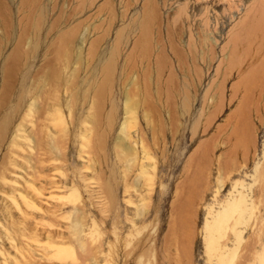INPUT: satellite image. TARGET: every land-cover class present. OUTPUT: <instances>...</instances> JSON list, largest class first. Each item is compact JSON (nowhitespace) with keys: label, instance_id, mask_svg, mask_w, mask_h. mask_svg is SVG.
Segmentation results:
<instances>
[{"label":"rangeland","instance_id":"1","mask_svg":"<svg viewBox=\"0 0 264 264\" xmlns=\"http://www.w3.org/2000/svg\"><path fill=\"white\" fill-rule=\"evenodd\" d=\"M263 71L262 0H0V264H264Z\"/></svg>","mask_w":264,"mask_h":264},{"label":"bare ground","instance_id":"2","mask_svg":"<svg viewBox=\"0 0 264 264\" xmlns=\"http://www.w3.org/2000/svg\"><path fill=\"white\" fill-rule=\"evenodd\" d=\"M262 3H264V0H262ZM249 16H250V15H249ZM249 16H248V17H249ZM252 16H253V15L251 14L250 17H252ZM252 22H253V21H251V23H252ZM253 23H254V22H253ZM249 25H251V26L254 27V25L250 24V22H249ZM247 28H248V27H247ZM249 28H251V27L249 26ZM249 28H248V29H249ZM243 30H244V29H243ZM253 30H254V29H253ZM253 30H252V31H253ZM246 31H247V32L245 33V35H246L247 33H249V37H250V35H251L250 32H251V31H250V32H248V30H246ZM254 31H255V30H254ZM244 32H245V31H244ZM251 33H252V32H251ZM247 36H248V35H247ZM247 36H246V37H247ZM246 37H245V40L247 41ZM249 37H248V38H249ZM253 40H255V39H253ZM253 40H252V42H254ZM252 44H253V43H252ZM249 45H250V44H249ZM249 45H248V46H249ZM262 45H263V44H262ZM250 47H251V45H250ZM252 47H253V46H252ZM253 48H254V47H253ZM260 48H262L261 43H259V44L256 46V53H258V52L260 53V51H261ZM259 50H260V51H259ZM263 72H264V71H263ZM263 72H262V73H263ZM250 75H251V74H250ZM252 75H253V74H252ZM261 75H262V74H261ZM249 77H250V76H249ZM246 78H247V77L244 76L242 80L245 79V82H246V81L248 80V78H247V80H246ZM260 79H261V78H260ZM241 82H242V81H241ZM243 82H244V81H243ZM243 82H242V83H243ZM261 83H262V79H261ZM243 84L245 85V84H247V83H243ZM262 84H263V83H262ZM262 84H261V85H262ZM241 86H242V85H241ZM245 86L247 87V85H245ZM262 86H264V85H262ZM262 86H261L260 90L262 89ZM246 87H245V88H246ZM236 89H237V88H236ZM245 90H246V92H247V89H245ZM262 90H263V89H262ZM262 90H261V91H262ZM259 93H260V94H259ZM259 93H258V94H259L258 97L261 95L262 92H259ZM72 94L74 95V93H72ZM245 95H246L245 98H247L248 95H247V94H245ZM245 95H244V96H245ZM263 95H264V94H263ZM70 96H71V95H70ZM260 97H261V96H260ZM25 98H26V97H25ZM73 98H74V96H72V101H73ZM262 98H263V97H262ZM243 99H244V98H243ZM260 99H261V98H260ZM244 100H245V99H244ZM257 100H259V98H258ZM72 101H71V102H72ZM260 102H261V101H260ZM72 103H73V102H72ZM126 103H127V104H126ZM126 103H125V104L128 105L130 102L128 103V101H126ZM244 103H247V101L245 100V102H243V104H244ZM58 104H59V103H58ZM129 105H131L130 107H132V108L134 107V106L132 105V103H130ZM129 105H128V106H129ZM244 105H245V104H244ZM128 106H126V108H127ZM126 108H125V109H126ZM132 108H131V110H135V108H133V109H132ZM244 108H245V110H246V106H245ZM70 109L72 110V114H73V108L71 107ZM127 109H128V108H127ZM127 109H126L125 114L128 112ZM129 110H130V109H129ZM131 110H130L129 112H134V111H131ZM245 110L243 109L242 111H245ZM101 112H102V111H101ZM129 112H128V113H129ZM58 113H59V112H58ZM111 113H113V112H112V111H110V113L108 112V114H109L110 116L113 115V114H111ZM134 113H135V112H134ZM63 114H64V113H63ZM63 114H62V115H63ZM72 114L69 113V116H68V117H72V116H71ZM100 115H101V114H100ZM129 115H130V114H129ZM125 116H126V115H125ZM131 116H132V115H131ZM100 117H101V116H100ZM108 118H109L110 120H108ZM125 118H126L125 121H128V120H129L128 118H130V116H129L128 118H127V116H126ZM125 118H124V119H125ZM63 119H64V116H63ZM68 119H69V118H68ZM70 119L72 120V118H70ZM100 119H101V118H100ZM104 121H105V120H104ZM107 121H109V122H108V125L110 126V129H111V125H112L113 118L111 119V118L108 116V117H107ZM123 121H124V120H123ZM123 121H122V122H123ZM64 122H65V120H64ZM69 122H70V121H69ZM100 122H101V120H100ZM110 122H111V123H110ZM71 123H72V122H71ZM101 123H102V122H101ZM113 123H114V122H113ZM19 125H20V124H19ZM19 125H18V127H17L16 130L19 129ZM106 125H107V124H106ZM108 125H107V126H108ZM122 125H125L124 122H123ZM126 125H128V124H126ZM126 125H125V126H126ZM65 126H66V124H65ZM120 126H121V125H120ZM125 126H124V129L126 130V132H128V131H129V129H128V128H129V127H128L129 125L127 126L128 128L126 127L128 130L125 128ZM121 127H122V126H121ZM121 127H120V128H121ZM67 128H68V126H67ZM105 129H106V128H105ZM108 129H109V128H108ZM110 129H109V130H110ZM122 129H123V127L121 128V130H122ZM99 130H100V129H99ZM121 130L118 131V132H120V133H117L118 136L121 135V132H122ZM21 131H22V129H21ZM101 131H103V129H102ZM105 131H106V130H105ZM123 131H124V130H123ZM17 132H18V131H17ZM17 132H16V133H17ZM103 132H104V131H103ZM103 132H101L100 135L103 134ZM243 132H244V131H243ZM107 133H108V132H107ZM110 133H111V131H110ZM123 133H124V132H123ZM123 133H122V134H123ZM237 133H238V131H237ZM244 133H245V132H244ZM17 134H18V133H17ZM17 134H15V136H16ZM67 134H68V133H67ZM95 134L98 135L97 133H95ZM124 134H125V133H124ZM127 134H128V133H127ZM240 134H241L243 137H246V136H244V135L242 134V132H241V133L239 132L237 135L240 136ZM246 134H247V132H246ZM246 134H245V135H246ZM18 135H19V134H18ZM64 135H65V134H64ZM106 135H107V134L104 132V136L107 138ZM128 135H129V134H128ZM118 136H117V137H118ZM121 136H122V135H121ZM125 136H126V135H125ZM239 136H238V137H239ZM67 137H68V136H67ZM97 137H99V136H97ZM101 137H103V136H101ZM15 138H16V137H15ZM119 138H120V136H119ZM119 138L116 139V140H117V141H116V144H117V145L115 144V146L113 145V147L116 148V146H118V143H117V142H119V141L122 142V143H125V142L122 141L123 137H122V139H120V140H119ZM239 138H240V137H239ZM239 138H238V139H239ZM67 139H68V138H67ZM100 139H101V138H100ZM102 139H103V138H102ZM104 139H105V138H104ZM131 139H132V138H131ZM131 139H129V137H128V140H131ZM97 140H99V139H97ZM106 140H108V139H106ZM118 140H119V141H118ZM242 140H243V139H242ZM103 141H105V140H103ZM125 141H126V140H125ZM99 142H101V140H99ZM129 142H130V141H129ZM129 142H128V143H129ZM104 143H105V142H103V144H102V142H101L100 144H101V145H104ZM122 143H119V144H122ZM65 144H66V143H65ZM100 144L98 143L99 146H101ZM106 144H107V143H106ZM129 144H130V143H129ZM60 146H61V145H60ZM99 146H98V147H99ZM119 147H120V146H119ZM122 147H126V146H123V144H122L121 149L123 150ZM100 148L102 149V146H101ZM117 148H118V147H117ZM119 149H120V148H119ZM126 149H127V150L125 151V153L127 152L128 154H129V153L132 154V153L134 152V151L131 152V150H132L133 148L130 149V146H129L130 151H129L128 147H126ZM66 150H67V149H66ZM133 150H134V149H133ZM48 151H49V149H48ZM118 151H121V150L116 149V152H117V153H118ZM128 151H129V152H128ZM65 152H66V151H65ZM65 152H64V153H65ZM98 152H100V151H98ZM114 152H115V151H114ZM116 152H115V153H116ZM62 153H63V152H62ZM117 153H116V155H117ZM105 154H106V153H105ZM136 154H137V153H136ZM64 155H66V154H64ZM120 155H122V154H120ZM145 155H147V154L145 153ZM62 156H63V155H62ZM122 156H123V155H122ZM133 156H134V155H133ZM133 156L131 155V157H133ZM193 156H194V155H193ZM103 157L105 158L104 155H103ZM147 157H148V155H147ZM67 158H68V157H67ZM118 158L121 159V160L123 159V158H120V157H118ZM118 158H117V159H118ZM136 158H137V157H136ZM136 158L134 157V160H137ZM62 159H64V158L62 157ZM104 161H105V159H104ZM103 163H104V162H103ZM105 163H106V162H105ZM213 164H214V163H213ZM101 168H102V167H101ZM152 169H156V168L153 166ZM155 171H156V170H155ZM152 172H153V171H152ZM106 173H107V172H106ZM102 175H103V174H102ZM154 177H155V176H154ZM152 179H153V178L151 177V180H152ZM67 181H68V180H67ZM63 182H65V181H63ZM153 185H154V184H153ZM181 185H183V184H182V183L179 184V186H181ZM148 186H149V185H148ZM150 186H151V185H150ZM182 187H183V186H182ZM151 188H152V187H151ZM179 189H180V188H179ZM219 189H220V188H219ZM177 190H178V189H177ZM149 191L151 192V189H150ZM147 192H148V191H147ZM179 192H181V189L179 190ZM180 196H181V195H180ZM180 196H179V194H178V197L180 198L179 201H181V197H180ZM144 197H145V195H144ZM147 197H148V196H147ZM147 197H145V198H147ZM145 198H144V199H145ZM149 198H151V197L149 196ZM149 198H147L148 200L146 199V202H145L146 205H145V206H148L147 202L150 204V202H149L150 199H149ZM196 198H198V196H197ZM196 198H195V199H196ZM176 200H178V198H177ZM196 200H197V199H196ZM150 201H151V200H150ZM179 201H178V204L181 205ZM65 202H66V201H65ZM176 202H177V201H176ZM176 202H173V203L176 204ZM178 204H176V205L180 208V206H179ZM233 204H239V203H237V202H236V203H229V204H228V208H226L225 211H224L223 213H218V214H220L219 216L222 215L223 217H225V216H226L225 214L227 213V216L231 217V215H230V214H231V213H230V210H231V206H232ZM172 205H173V204H172ZM176 205H175V206H176ZM175 206H174V207H175ZM177 206L175 207V210H173V208H171V211H172L173 213H174V211H176V210L179 211V210H182V209H183L182 207H181L182 209H177V208H178ZM182 206H183V204H182ZM189 208H190V209L192 208V209H191L190 211H189V209H188V210L186 209V212L191 213L192 210H193V207L190 205ZM144 210H145V209H144ZM182 211H183V210H182ZM182 211H180V212H177V211H176V212L179 213V214H181ZM193 211H194V210H193ZM138 213H139V212H138ZM140 213H142V212H140ZM140 213H139V214H140ZM170 213H171V212H170ZM173 213H171V214H173ZM142 214H143V213H142ZM175 214H176V213H175ZM175 214H174V215H175ZM192 214H194V213L192 212ZM192 214H190V216H191ZM181 215H182V214H181ZM181 215H180L179 217H181ZM176 216H177V215H176ZM188 216H189V214H188ZM191 217H192V216H191ZM170 219H171V218H170ZM182 219H183V218H182ZM189 219H191V220H189ZM187 220L192 222L193 217H192V218H190V217L186 218V222H187V223H186L185 221L181 220V222L183 221V222H185V223L187 224V225L184 224L185 227L187 226L186 228L190 227V229H191L193 226H192L191 223H188ZM214 220H216V218H215ZM171 221H172V219L169 221V223H170V225H169L170 228H172V227H171V224H172ZM175 221H176V223L179 222V221H177V220H175ZM176 223H175V224H176ZM74 224H75V226L77 227L78 222L76 221V223H74ZM189 224H190L191 226H190ZM211 224H212L211 222H206V224H205V228H206V230H208V232H209L210 234H212V225H211ZM184 225H181V226H184ZM188 225H189V226H188ZM172 226H173V225H172ZM173 227H174V230H173V228L170 229V230H172V232H173V231L176 232V231H175V229H176V228H175V225H174ZM176 227L178 228V225H177ZM188 229H189V228H188ZM192 229H193V228H192ZM168 230H169V229H168ZM177 230H178V229H177ZM179 230H180V229H179ZM204 230H205V229H204ZM181 231H184V230L181 229ZM191 231H192V230H191ZM192 232H193V231H192ZM176 234L178 235L177 232H176ZM182 234H183V232L180 234V235H181V238L184 237V236H183L184 234H183V235H182ZM167 235H169V234H167ZM167 235H166V237H168ZM180 235H179V236H180ZM182 236H183V237H182ZM190 236H191V234H190ZM187 237H189V236H188V235L185 236V240L187 239ZM190 238H192V237H190ZM204 238H205V241H204V242H205V243H204V244H205V246H204L205 248H204V250H205V253H206V254L212 256L213 253H214V251L216 252V251H220L221 249H223L221 246H220V247H218V246H214V245H213V241H214V240H213L211 237L207 236V237H204ZM176 240H177V238H176ZM182 240H183V239H180V241H179V237H178V242H177V243H178V247L182 246L183 249H181V248H180V249H181V250H185V251H181V252H185V253L187 254L189 251H187L186 246H187L189 243H191L192 239H189V240H188L189 243H187V245H184L185 242H184V240H183V241H182ZM181 242H182V243L184 242V243L182 244ZM179 243H181L182 245H180ZM192 244H193V242H192ZM192 244H191V245H192ZM183 245H184V246H183ZM172 246H173V245H172ZM189 246H190V244H189L187 247L189 248ZM213 246H214V247H213ZM177 249H179V248H177ZM180 249H179V250H180ZM190 249H192V246H190ZM175 251H176V250H175ZM186 251H187V252H186ZM191 251H192V250H191ZM191 251H190L189 253H192ZM55 252H56L57 255H61V254L64 252V249H62V248H57V249L55 250ZM178 253H180V252H178ZM218 254H220V253L217 252V255H218ZM188 255L191 257V254H187L186 257H188ZM180 256H182V254H180ZM183 257H184V256L179 257V259H181V258H183ZM184 258H185V257H184ZM186 259H187V258H186ZM183 260H184V259H183ZM190 260H191V258H189L188 263L190 262ZM180 261H182V260H180ZM177 262H179V261H177ZM182 262H183V261H182ZM185 262H186V260H185ZM191 262H192V260H191ZM191 262H190L189 264H191ZM155 263H156V262H155ZM185 264H187V262H186Z\"/></svg>","mask_w":264,"mask_h":264}]
</instances>
